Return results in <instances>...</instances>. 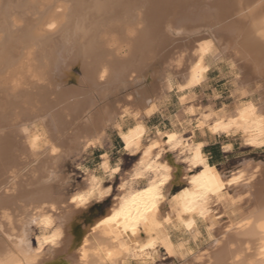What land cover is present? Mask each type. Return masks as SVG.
I'll return each mask as SVG.
<instances>
[{
  "label": "bare ground",
  "instance_id": "obj_1",
  "mask_svg": "<svg viewBox=\"0 0 264 264\" xmlns=\"http://www.w3.org/2000/svg\"><path fill=\"white\" fill-rule=\"evenodd\" d=\"M116 41L128 48L125 56L112 48ZM176 49L193 53L180 73L179 92H197L210 64L223 56L242 71L241 95L258 93L264 88V0H0V264H133L160 251L181 259L175 229L197 234L201 219L219 220L217 206L230 189L247 190L249 198L228 210L222 238L202 262L264 264V169L223 175L210 167L202 147V163L194 160L199 143L186 148L181 136L170 134L175 140L169 142L159 132L144 142L143 120L161 109L153 95L156 68ZM197 73L203 77L198 84ZM138 85V109L130 97L132 109L124 102L117 107L118 94ZM164 85L173 90L175 77ZM262 110L248 102L216 118L202 113L201 130L238 133L247 146L264 148ZM128 116L136 124L121 140L125 151L139 155L135 169L104 213L83 226L80 214L111 195L104 180L120 165L104 158L103 176H87L84 188L66 197L71 177L61 163L80 146L98 145L107 123ZM38 118L52 133L44 152L25 135L27 123ZM217 124L227 130L213 131ZM183 156L185 167L177 161ZM176 185L185 187L170 194ZM124 211L133 219L117 217ZM133 220L135 235L125 227ZM31 222L44 232L35 249L28 242ZM150 241L155 247H145Z\"/></svg>",
  "mask_w": 264,
  "mask_h": 264
},
{
  "label": "rangeland",
  "instance_id": "obj_2",
  "mask_svg": "<svg viewBox=\"0 0 264 264\" xmlns=\"http://www.w3.org/2000/svg\"><path fill=\"white\" fill-rule=\"evenodd\" d=\"M116 42L118 43V41ZM115 44H111L112 48L116 51L119 50L117 51V54L125 56L128 49L126 45H122V43V46L119 47L120 43ZM192 54L193 53L190 50L176 49L164 63L157 66L156 70L159 72V77L153 95H157V97L160 98L162 106L160 105L161 109L155 114L143 120L148 128L144 142L155 138L156 134L159 132L162 134L165 141L167 140L166 137H169L170 134L179 135V137L181 136L183 146L186 148L199 143L202 145V155L207 159L210 167L217 173L223 175L229 174L235 169H251L255 166L259 167V171L264 169V148L247 146L243 140V136L238 133L214 134L209 127L204 131L201 130V127H197V125L202 122L200 120V115L202 113L208 114L209 112H212L214 115L213 117L216 118V114L221 112L227 115L231 114L237 105L248 102H252L257 108L263 109L262 112L264 113V88L259 89L258 93L253 90L254 92L250 91L248 95H241V88L243 87L242 71L230 58L221 56L219 58L217 57V59L210 64L206 81L197 88V92H179L177 90V85L183 83L180 78L182 74L180 73L183 72L184 67L188 63ZM76 74L81 76L78 70H76ZM171 76L175 77L176 86L173 90L168 91L164 83L166 78ZM147 81L148 80H145L143 84L147 85L150 83ZM139 87V85L137 87L131 86L124 89V91L122 90L123 92H120L117 96V107L125 106V104L123 105V102L126 103L128 97H130L129 102L132 105L130 106L133 110L136 108L138 109L139 106L133 103V99L135 97V90ZM126 104L128 105V103ZM187 107H194L193 109L195 113L188 115ZM117 117H119V115ZM121 120L122 119L116 124H114L115 122L107 123L105 134L98 145H92L87 148L80 146L79 151L77 150L71 154L68 159L64 158V161L61 163V172L66 176L71 177V184L67 186V189L64 191L66 197L84 188L87 176H103L101 165L104 158L108 159L113 166L120 165V172L118 174L113 176L106 175L104 180L105 186H110L112 188L111 195L101 202H95V200H93L90 205L87 206L86 210L80 214L81 224L83 226L87 225L90 220L102 215L112 204L115 197L118 196L121 184L123 182H128V178H131V174L135 169L134 166L139 159V155L132 156L128 151L124 150L121 140V133L126 131L128 126L135 125L136 121L132 120V117L130 116L125 117L122 122ZM44 122L43 118H38L27 123L28 132L25 134L28 137L27 141L29 145H31L33 138H36L38 142V152H44L52 142V133L46 122ZM173 156L176 158L175 153ZM184 158L185 156L180 160H177L183 167H185L184 160H182ZM144 184V182H141L140 186H143ZM183 187L185 186H174L170 194L180 191ZM249 195V191L247 190L239 192L230 189L222 203H219L221 207L219 205L217 206L216 212L218 211L217 213L221 214L220 219H201L198 223L197 234L175 229L177 231L176 244L180 247V252L184 255L183 258L185 257V259L170 256L169 254L160 251L156 253L153 258H147L148 262L137 259L133 260V264H140L141 262L144 264H183L185 261L190 264L205 263L208 260L207 255H209V251H212L216 243L222 238V235L219 234L221 223L222 225L225 224L232 216L228 210L233 206H239V204L242 205L246 203ZM232 202L234 204H232ZM225 213L227 214L225 215ZM222 216H225V219ZM57 223L58 221H56L55 224ZM43 233L44 232L39 226H37L36 222H31L28 225V242L33 249L36 247L37 237H41ZM47 248L45 249V252L48 251ZM57 249H61V245H58ZM202 260L205 262H202ZM178 261L180 262L178 263Z\"/></svg>",
  "mask_w": 264,
  "mask_h": 264
},
{
  "label": "snow or ice",
  "instance_id": "obj_3",
  "mask_svg": "<svg viewBox=\"0 0 264 264\" xmlns=\"http://www.w3.org/2000/svg\"><path fill=\"white\" fill-rule=\"evenodd\" d=\"M204 71V70H201V72ZM202 75L200 73H197L193 76V81L195 83H200V81L202 80ZM197 127H203V124H198ZM223 128V130H227V126H224L222 124H217L212 130L213 131H220L221 129ZM138 131H141L142 132V129L141 130H138ZM167 139H169V142H171L172 140H175V136H172V137H166ZM134 141L132 139H129V144H132ZM250 143H255V141H250ZM202 145H198L196 150H195V157H194V160L196 162H200L202 163V160H201V152H200V149H201ZM118 171V169H117ZM78 200H80L81 202L84 201V197H77ZM120 215H124L126 217V219H133L131 217L128 216L127 212L124 211L122 213H117V217L120 216ZM113 219H116V217H113ZM156 227H158V225H155ZM125 227H131V231H132V234L135 235L136 233V222L135 220H133V223L131 224H126ZM145 247H155V241H150ZM125 251H127V249H125ZM169 252H171V250L169 249Z\"/></svg>",
  "mask_w": 264,
  "mask_h": 264
}]
</instances>
